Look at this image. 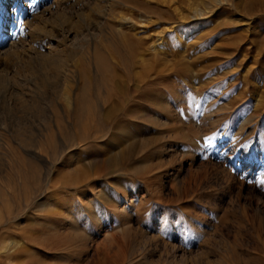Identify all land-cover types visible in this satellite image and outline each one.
I'll return each instance as SVG.
<instances>
[{
	"label": "rangeland",
	"instance_id": "obj_1",
	"mask_svg": "<svg viewBox=\"0 0 264 264\" xmlns=\"http://www.w3.org/2000/svg\"><path fill=\"white\" fill-rule=\"evenodd\" d=\"M27 1L14 21L0 6V246L43 244L23 264H264V0ZM79 78L83 119L63 110ZM55 116L66 132H41ZM68 173L79 191L55 187Z\"/></svg>",
	"mask_w": 264,
	"mask_h": 264
},
{
	"label": "bare ground",
	"instance_id": "obj_2",
	"mask_svg": "<svg viewBox=\"0 0 264 264\" xmlns=\"http://www.w3.org/2000/svg\"><path fill=\"white\" fill-rule=\"evenodd\" d=\"M178 1V0H177ZM176 0H171V3L170 4H175V6H178V2H177ZM204 1V0H203ZM229 1L230 0H217L216 1V5H224L225 3H229ZM176 2H177V4H176ZM213 1H211L210 3H208V4H206V3H204V2H202V5L200 6V5H198V7H196V8H194V10H193V15L191 16V17H187V16H182L180 13H179V11H178V13L181 15H179L180 16V19H178V21L179 22H181V21H189L190 19H194V20H199V19H201V18H204L205 17V15L207 14V13H209V9H210V4H213L212 3ZM55 3V2H54ZM109 3H111V2H109ZM115 3V2H114ZM160 3V2H159ZM170 4H169V6H170ZM215 4V3H214ZM31 5H32V3H28V1L27 0H1L0 1V6H1V9L2 10H4V11H6L7 12V14L9 13L10 14V12H12L13 13V16L11 17V19L13 20V18H15V16L18 14V12H22V13H26V10L28 9V8H30L31 7ZM215 5V6H216ZM40 6H41V8H46L47 6H48V4H47V1H42L41 3H40ZM112 6V5H111ZM174 6V5H173ZM168 7V6H167ZM195 7V6H194ZM163 8V7H162ZM161 8V9H162ZM166 8V7H165ZM177 8H179V6L178 7H176L175 8V10L174 11H176V10H178ZM46 9H48V8H46ZM110 9V8H109ZM158 9V8H157ZM160 9V8H159ZM11 10V11H10ZM45 10V9H44ZM139 10V9H138ZM28 11V10H27ZM157 13H158V11H156ZM45 13H47V12H45ZM44 13V14H45ZM192 13V12H191ZM152 14V13H151ZM158 15H160V13H158ZM162 15V14H161ZM178 16V17H179ZM9 18H10V16H9ZM164 20V18H161V20ZM12 20H11V22H12ZM14 21V20H13ZM152 24V23H151ZM183 24V23H182ZM46 25V24H45ZM150 25V24H149ZM152 26H154V25H152ZM151 26V27H152ZM115 31V30H114ZM43 32H45V31H43ZM162 34V33H161ZM121 35V34H120ZM126 36V35H125ZM121 38V37H120ZM126 38V37H125ZM129 38H131V37H129ZM125 40V39H124ZM128 40V39H127ZM126 40V41H127ZM129 40H131V39H129ZM135 40V39H134ZM130 43H132V42H130ZM129 46H130V44H129ZM131 47V46H130ZM136 47V46H135ZM140 47V46H139ZM133 48V47H132ZM137 48V47H136ZM154 48V47H153ZM140 49V48H139ZM143 50V49H142ZM145 50V49H144ZM145 51H147V49L145 50ZM132 52V51H131ZM138 52V51H137ZM141 52V51H140ZM58 54V53H57ZM132 54V53H131ZM140 54V53H139ZM146 54V53H145ZM98 66V65H97ZM75 72V71H74ZM76 76V75H75ZM131 81V80H130ZM76 82V81H75ZM69 83V82H68ZM85 83V82H84ZM150 84V83H149ZM149 84H147V85H149ZM79 86L77 87V90H78V92L79 93H75L74 94V92L75 91H73V95H71V92H69V94L68 93H66L67 95V100H66V102H67V106H65L64 108H63V110H64V113H66L67 114V116H72L73 115V117H77V118H79L78 116L79 115H81V117L82 116H84V113H81V111L83 112V110H81L80 109V106H82V103H84V101L87 99V91H85L86 90V88H85V84L83 85V82H82V79H80L79 78V84H78ZM142 85V84H141ZM72 86V85H71ZM123 87V86H122ZM125 87V86H124ZM123 87V88H124ZM71 89H73V86H72V88ZM70 89V90H71ZM119 89V88H118ZM69 90V91H70ZM131 90V89H130ZM68 91V90H67ZM136 91H137V89H136ZM118 92V91H117ZM119 92H121V91H119ZM128 93V92H127ZM131 93V92H130ZM129 93V94H130ZM133 93V92H132ZM131 93V94H132ZM135 93V92H134ZM123 94V93H122ZM114 95V94H113ZM147 95V94H146ZM123 96V95H122ZM125 96H127V94L125 95ZM125 96L123 97V98H125ZM109 97H111L110 96V94H109ZM113 98H114V96H112ZM129 97H130V95H129ZM128 98V97H127ZM126 98V99H127ZM132 99V98H131ZM88 100V99H87ZM120 100H122V99H120ZM128 100H129V98H128ZM111 101V100H110ZM115 101V100H114ZM119 101V100H118ZM129 101H131V100H129ZM120 102V101H119ZM124 102V101H123ZM85 103H86V101H85ZM114 103V102H113ZM122 103V102H121ZM87 104V103H86ZM89 104V103H88ZM123 104V103H122ZM125 104V103H124ZM123 104V105H124ZM85 105V104H84ZM118 105H119V103H118ZM88 106H90V105H88ZM74 107V108H73ZM112 107V106H111ZM122 107V106H121ZM93 108V107H92ZM110 108V107H109ZM86 109H88V108H86ZM117 109V108H116ZM116 109H115V107H113V108H110L109 110H107V111H105L104 109V111L106 112L104 115L106 116V117H111L115 112H116ZM119 109V108H118ZM79 110H81L80 112H79ZM92 110H94V109H92ZM100 110V109H99ZM89 111V110H88ZM87 111V112H88ZM96 112V111H95ZM90 113V112H89ZM88 113V114H89ZM94 113V112H93ZM88 114H85V115H88ZM100 114V112H98V115ZM93 116L92 115V113L91 114H89V117H91V116ZM102 116V115H101ZM85 117V116H84ZM95 117V116H94ZM92 118V117H91ZM52 119V118H51ZM82 119H83V117H82ZM88 119V118H87ZM90 120V119H89ZM50 121V120H49ZM81 122H84V121H81ZM81 124H84V123H81ZM75 128H77L78 129V123H77V125H76V127L73 125V130H75ZM80 129V128H79ZM54 130L55 131H58V134H64L66 131H65V129L63 128V127H60V124H59V122L57 121V117L55 116L54 117V121H52L51 122V124L47 127V126H45V127H43V129L42 130H40L41 132H46V131H50V132H54ZM60 132V133H59ZM64 132V133H63ZM78 132V131H77ZM61 135V136H62ZM65 136V135H64ZM43 137V136H42ZM66 137V136H65ZM64 137V138H65ZM63 138V137H62ZM66 139V138H65ZM44 143V142H43ZM46 145H47V143H45ZM57 147H59V146H57ZM58 149V148H57ZM59 149H61V153L63 154L64 152H65V150L63 149V148H59ZM55 163H52V162H50V163H47L44 167V176H43V178H44V186H43V188L45 189V190H47V189H49L50 187H51V184H54V182L56 181V180H54L55 178H54V176H53V173H54V170H55V168H56V166L54 165ZM38 170H40L39 168H38ZM37 171H31V178H32V180H31V183H32V188H31V190H38V188L40 187V182H41V180L42 179H40V177H39V175L36 173ZM75 172H77V171H75ZM74 172V173H75ZM63 174V173H62ZM62 174H61V172H59V175H58V177H62ZM66 176H67V180L65 181V179L64 180H59V182H57L56 183V186L55 187H65V188H69L70 187V185H72V184H74L75 186H76V191H79L80 190V188L83 186V183L85 182V180H84V176H83V178L81 177V176H77V174H76V177L77 178H73V177H75V176H73L72 175V173L71 174H67V175H65V177L64 178H66ZM87 176V175H86ZM85 176V178L87 179V177ZM61 184V185H60ZM41 188H42V185H41ZM32 193V192H31ZM29 194V193H28ZM31 195H33V194H31ZM30 199V198H29ZM28 202V201H27ZM19 206V205H18ZM6 209V208H5ZM8 209V208H7ZM9 210V209H8ZM8 210H6V213H7V211ZM17 211V210H16ZM9 215L8 216H10L11 214H12V210H11V214L10 213H8ZM14 214H15V211H14ZM7 216V217H8ZM13 216H15V215H13ZM12 216V217H13ZM15 218V217H14ZM14 218H12V219H14ZM16 218H17V216H16ZM10 220V219H9ZM0 222H1V219H0ZM10 223V222H9ZM12 223V222H11ZM3 227V226H2ZM12 227V226H11ZM7 230H8V228H7ZM10 230V229H9ZM26 245H29L31 248H33V249H35L36 250V248L39 250V252H44V250H46V248L43 246V244H41V243H15V244H13L12 245V247L11 248H9V247H3V246H0V264H16V263H18V264H23L24 263V257H23V255H22V252H24V251H26L27 253H28V251L27 250H22L24 247L26 248L27 246ZM17 248V249H16ZM45 253V252H44ZM25 255V254H24ZM49 255H50V253H49ZM47 256V255H46Z\"/></svg>",
	"mask_w": 264,
	"mask_h": 264
}]
</instances>
